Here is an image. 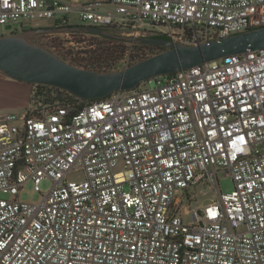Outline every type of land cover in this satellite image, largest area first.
Listing matches in <instances>:
<instances>
[{"label": "built area", "instance_id": "obj_1", "mask_svg": "<svg viewBox=\"0 0 264 264\" xmlns=\"http://www.w3.org/2000/svg\"><path fill=\"white\" fill-rule=\"evenodd\" d=\"M72 15L196 44L264 25V0H0V26L18 30L81 25ZM141 83L63 102L33 84L0 114V264H264V49ZM45 178L40 201L19 199ZM200 182L213 197L190 205Z\"/></svg>", "mask_w": 264, "mask_h": 264}, {"label": "water", "instance_id": "obj_2", "mask_svg": "<svg viewBox=\"0 0 264 264\" xmlns=\"http://www.w3.org/2000/svg\"><path fill=\"white\" fill-rule=\"evenodd\" d=\"M55 33H87L130 44L159 46L162 49L122 68L97 70L64 61L34 37ZM264 49V25L223 35L196 44L155 36H128L102 27L73 25L31 27L18 33L0 35V73L29 84L64 90L81 100L106 97L113 91L129 90L157 75L215 60L230 54ZM0 109V114L17 111Z\"/></svg>", "mask_w": 264, "mask_h": 264}, {"label": "trees", "instance_id": "obj_3", "mask_svg": "<svg viewBox=\"0 0 264 264\" xmlns=\"http://www.w3.org/2000/svg\"><path fill=\"white\" fill-rule=\"evenodd\" d=\"M71 35L76 36V42L81 45L75 52L64 51L60 45H49L48 43H44V45L50 49L51 46H54L55 49H52V51L64 61L90 69H118L119 67L116 66V63L125 56L128 50L131 49L133 51V48H139V50L150 49L152 50L151 54L156 50L159 51L162 49L159 46L130 44L94 34L73 33ZM83 36L88 37L84 38ZM144 57H146V55L140 56L138 60ZM30 85L32 86L33 84ZM37 86L44 91L40 93L44 101L49 102L57 100L63 102L66 100H76L74 96L56 87L41 84Z\"/></svg>", "mask_w": 264, "mask_h": 264}, {"label": "rangeland", "instance_id": "obj_4", "mask_svg": "<svg viewBox=\"0 0 264 264\" xmlns=\"http://www.w3.org/2000/svg\"><path fill=\"white\" fill-rule=\"evenodd\" d=\"M70 18L74 24H86L85 21H82L79 18H76L74 15H72ZM49 22L50 21L35 20L32 22H28L26 24L30 25L31 27H36V26H46ZM14 27L17 29L15 33H18L24 30V29L18 30V24L14 26V23H11L10 25L0 26V34L7 35L9 33H5V32H7V30L9 29H14ZM83 37L87 38L88 36H83ZM76 38H77L76 36H73L70 34L69 35L68 34H42V35H36L34 37V39L37 42L51 43V45H60L64 51H72V52H75L78 49V47L81 46L80 44L76 42ZM151 52L152 50L150 49H140L139 50V48L138 49L133 48V53L130 56L129 64L137 61L138 58L142 55H146V56L150 55ZM155 52H157V50L154 51V53ZM123 59L124 57L119 62L116 63V66H118L119 68H122L123 66H125L123 64ZM146 86H147V83H144V84L141 83L139 85L140 88H144ZM29 99H30V93H29V97H28V101L26 105L28 104ZM26 105H24L23 107H25ZM83 177L84 176H83L82 171H72L66 175V180L67 181H80L83 179ZM217 179H218L219 188L221 192H228L233 188V182L231 178L225 175L223 172L219 171L217 173ZM51 184L52 183L49 179L47 178L43 179L40 183L41 192H36L33 189L32 183L28 181L23 184L20 195H19V199L28 201V202H38L42 199L43 193L49 190V188L51 187ZM195 193H196V200L198 204L200 205L206 204L210 200V198L213 197L212 189L209 187V185L205 182H200L188 190V195L190 196V200H191L190 205H192V201H193L191 196ZM4 196L10 197L9 195H4ZM186 203H188V201ZM183 219L185 222L190 221V218L187 216H183Z\"/></svg>", "mask_w": 264, "mask_h": 264}, {"label": "crops", "instance_id": "obj_5", "mask_svg": "<svg viewBox=\"0 0 264 264\" xmlns=\"http://www.w3.org/2000/svg\"><path fill=\"white\" fill-rule=\"evenodd\" d=\"M31 85L0 73V109H17L26 105Z\"/></svg>", "mask_w": 264, "mask_h": 264}]
</instances>
